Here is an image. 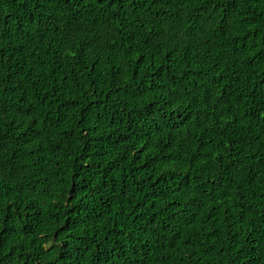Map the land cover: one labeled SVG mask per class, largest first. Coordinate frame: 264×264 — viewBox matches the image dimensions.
Returning a JSON list of instances; mask_svg holds the SVG:
<instances>
[{"label":"trees","instance_id":"trees-1","mask_svg":"<svg viewBox=\"0 0 264 264\" xmlns=\"http://www.w3.org/2000/svg\"><path fill=\"white\" fill-rule=\"evenodd\" d=\"M0 264H264V0H0Z\"/></svg>","mask_w":264,"mask_h":264}]
</instances>
